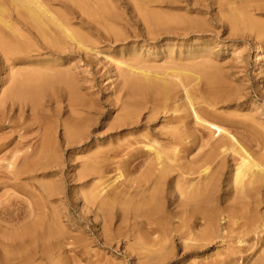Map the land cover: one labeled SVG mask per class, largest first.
<instances>
[{"label": "bare ground", "instance_id": "bare-ground-1", "mask_svg": "<svg viewBox=\"0 0 264 264\" xmlns=\"http://www.w3.org/2000/svg\"><path fill=\"white\" fill-rule=\"evenodd\" d=\"M120 1L0 0V72L1 80L6 79L0 87V122L19 118L13 130L16 135L11 133L0 142V173L27 181L15 184L26 192L24 215L19 217L12 201L0 208V264L79 262L76 255L81 250L66 247L64 214L56 205L47 213L44 209V203L60 194L61 182L54 179L58 173L63 175L62 184L70 177L76 181L74 187H85L82 205L95 213L92 239L86 230L80 231L77 245L84 248L95 239L108 248L133 244L139 264L163 263L170 255L167 242L174 240L181 242L186 255L207 247L219 235L221 217L216 212L224 214L226 227L234 231L238 218L232 209L237 203L251 207L242 212L250 219L237 225V243L248 240L245 237L253 227L263 225L258 222L259 199L249 200L264 186V129L253 123L258 121L256 115L236 118L237 111H219L220 105L235 99L208 90L218 74L207 44L196 48L195 43L182 41L212 32L220 20L237 33L251 30L264 42V0H128L140 16L146 39L158 43L146 52L159 54L162 48L166 52L162 64L140 59L143 52L136 47L126 60L109 55L126 70L129 91L107 126L116 132L134 127L132 133L137 135L125 142L126 135L115 142L101 141L92 139L95 132L81 115L93 103L78 94L79 80L73 71L59 67L55 58L44 59V64L38 61L44 51L60 57L74 48L104 53L100 38L111 43L121 34ZM261 51L258 44L255 57L264 67ZM53 81L62 83L69 95L66 118L59 122L57 116L53 119L56 114L46 117L37 111L39 96ZM144 108V121L138 122L136 117ZM62 151L69 152L66 158ZM113 163L116 175L110 179ZM4 184L0 187L7 188ZM119 212L123 222L116 226L113 220ZM204 217L209 226L200 231L196 220ZM23 219L27 223L15 229ZM173 219H180V226L171 228ZM142 223L153 232L161 229L162 235L153 239L139 235ZM224 239L230 242V236L223 235ZM69 251L73 256L65 254ZM230 262L236 264L237 259ZM105 264L117 262L106 259ZM257 264H264V250Z\"/></svg>", "mask_w": 264, "mask_h": 264}, {"label": "rangeland", "instance_id": "rangeland-1", "mask_svg": "<svg viewBox=\"0 0 264 264\" xmlns=\"http://www.w3.org/2000/svg\"><path fill=\"white\" fill-rule=\"evenodd\" d=\"M249 1L250 3L253 2L251 0ZM119 12L121 15L119 26L121 34L118 36L116 42L112 41L111 43L104 41L103 37L100 38L104 45L101 47L104 53L96 55L93 51L85 52L84 50L74 48L71 52H66L64 57H60L43 50L45 54H42V60L38 61L44 64V59L55 58L58 60L56 63L59 64V67H66L73 71L74 75L79 80L80 93L78 94H81L83 99L93 103L91 106L85 107L81 115L87 120L89 128L95 132L92 139L99 138L101 141L111 140L115 142L117 139L126 135V138L123 140V142H125L127 140H132L133 137L137 135L132 133L135 129L134 127H122L120 132H116L114 129H109L107 126L118 112V110L115 111V109L122 105L121 99H124V96H126L129 91V87L123 75L126 70L122 67H118L114 60L109 59V55L126 60L132 55L131 51L133 47H136L137 52H143L142 55H139L140 59H151L162 64L164 53L166 52L163 48L161 49L162 53L159 54H155L154 52L148 54V52H146L148 48L150 51V49L155 47L158 43L146 39L140 16H137V14L132 11L131 4L128 0H121L119 2ZM212 29V32L193 36L191 37L192 39L190 38V41H182V44L195 43L199 46H196V48H204V43L207 44V48L211 52V57L218 74V76L210 82L208 90L214 92L211 94H216V96H228L230 99H235V101L220 105L218 107L219 111H237L238 113L235 115L236 118H245V115H256L258 121L251 122L258 123L257 125L264 129V67H261L260 62L255 57V50L258 44H261L263 50L259 55H264V42L260 43L259 39L255 37L251 30L237 33L230 30L226 25L223 26L220 20L219 24H214V26H212ZM102 32L105 34L104 31ZM172 42L177 43L176 41ZM182 48H184V46H182ZM1 79L2 74L0 72V87L6 84V79ZM204 84L205 80L202 79L201 85L204 86ZM62 87V83L53 81L49 89L43 90V93L39 96V98H41V108L37 110L42 116L45 115L47 117L54 113L56 115H54L53 119L57 116L58 122L66 118L65 111L68 107L69 95ZM27 100L28 99L24 100L26 103L24 107V118L28 123L30 118V106L27 104ZM17 112L18 108L15 109L14 114H17ZM146 112L147 110L144 108L136 117L138 122L143 123L144 119H142V117ZM18 122V117L12 119L10 123L8 121L0 122V142L11 133L12 137L16 135V132H13V130L18 127V125H16ZM44 123L51 124L49 120L44 121ZM143 127L144 125L142 124L141 128ZM68 153L69 152L62 151V158H66ZM76 154L78 157L82 155L80 152ZM1 156L2 152H0V164L3 163ZM118 158L120 157H115L114 159ZM114 165V163L110 164V168H112L109 172L110 179H113L116 175V171L113 170ZM54 179L61 182L60 194H58L55 200L44 203L46 205L44 208L45 213L49 212V207L56 205L58 212H60L61 215L64 214L61 220L64 222L66 229L67 237L64 238L66 247L68 249H74L75 251L81 250V254L76 255V259L79 261L77 264H105L106 259L110 261L114 258L117 264H139L138 258L135 257L136 253L133 251V244L120 243L117 248H115V246L113 248H108L96 242L95 239L84 248L78 246L75 241L76 236L82 234L80 231L83 232L86 230L85 232H88L89 237H91L90 239H92L91 229L94 228V220L96 219L94 216L95 213L92 211V208L82 205L84 202H82L80 197L85 187L79 185L74 187L73 185L76 181L70 177L66 179V181H63L62 184L63 175L61 173L55 175ZM32 181L35 182V179L30 180V182ZM25 182L27 181L18 180L11 174L4 175L0 173V183H5L4 185H7V188H3V185L0 187V208L12 201L15 206L12 207L18 209L19 217L24 215L27 209L25 201L26 192L16 187L15 184ZM30 189L34 190L35 187ZM256 191L257 192L250 197L249 201L255 203L257 201L256 199H259V210L262 215L258 222L260 225H263L256 228L253 227V230L245 237L248 240L237 243L236 241L238 238L236 232L239 230L237 227L238 224L246 220V218L250 219L242 214V212L247 213L251 207L246 206L241 208V205L237 203L234 209H232L233 213L235 212L238 218L234 225V231H230V226L228 228L226 227L228 225V219L224 214L216 212V216L221 217L217 222L220 225V231L218 232L219 235L214 238L212 243L208 244L207 247H203V249L197 253L186 255L182 252L180 241L177 242V240H174L171 244L167 242L170 255L165 257L162 260L163 263L160 264H233L230 262L233 257L237 259L236 264H257L260 254L264 250V243L261 244L264 239H260V237L264 235V223H262L264 222V186ZM36 192L39 194V191ZM220 209L221 208H218V211L221 212ZM121 215L122 214L119 212L118 216L114 218V225L117 226L123 222ZM208 215L209 214H207V216ZM187 216L191 217L192 213L188 211ZM208 217L196 220L200 231L207 230L209 226ZM125 218L127 219V216H125ZM129 218H131V220L133 219L131 213ZM137 219L142 220L140 217H137ZM27 221L28 219L18 221L15 229L23 227ZM180 223V219H173L170 227L176 228L180 226ZM138 226L137 230L139 235L142 234L148 239H153L162 235L161 229H156V231L153 232L148 228V225L142 223ZM154 226L156 227V225ZM13 230L9 229V231H7L11 232ZM172 233H174V231ZM223 235L230 236V242H227L226 239L223 240ZM248 242H250V246L247 247ZM239 245H241L240 249ZM72 253L73 251H69L65 254L73 256ZM101 258L102 261H99L98 259Z\"/></svg>", "mask_w": 264, "mask_h": 264}]
</instances>
